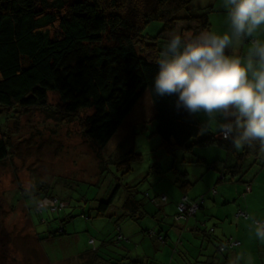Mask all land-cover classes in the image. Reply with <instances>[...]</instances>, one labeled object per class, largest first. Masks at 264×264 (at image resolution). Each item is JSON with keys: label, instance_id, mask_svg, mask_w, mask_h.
Here are the masks:
<instances>
[{"label": "rangeland", "instance_id": "374dc122", "mask_svg": "<svg viewBox=\"0 0 264 264\" xmlns=\"http://www.w3.org/2000/svg\"><path fill=\"white\" fill-rule=\"evenodd\" d=\"M207 5L216 8L209 14L210 31L222 34L228 28L223 0H194L192 11L202 12ZM188 25L177 24L175 32L182 33ZM163 27V21L152 20L143 29L147 43L155 42L159 54L168 40L164 35L160 37ZM242 46L251 47V43L234 44L233 54L245 57L247 52H241ZM48 104L49 109L18 105L0 107L2 129L10 141L9 156L0 162V264H84L94 249H98L104 258L115 257L117 264H131V257L138 256L159 264H211L212 258L208 257L210 248L215 251L214 245L206 239L204 247H199L203 239L186 230L190 219H199L207 226L206 236L217 234L215 231L219 232L224 226L235 230L240 225L238 222H247L244 215L238 214L240 209L244 212L247 209L239 207L237 202L245 200L247 182L250 181L252 187L255 178L261 174L259 172L264 170V152L259 162L251 158L246 161L248 170L242 175L233 179L228 176L218 182L221 175L211 166L216 159H226L227 150L223 144H195L192 150L169 149L156 133L154 106L148 92L102 151L84 131V117L89 111L78 115L65 113L56 92L49 93ZM196 116L202 125L207 121L203 113ZM219 134L213 124L201 135ZM200 157L206 162H198ZM125 159L129 162H121ZM184 172L193 183L186 190L176 183L177 178H185ZM263 177L262 173L260 178L264 180ZM115 188L119 191L110 210L106 215H98L97 203L106 200ZM237 188L242 193L241 200L238 197L221 207L224 196H234ZM128 191L136 193L144 203L149 212L147 216L139 220L122 217V205ZM39 192L57 194L67 202L59 212L44 210L43 219H50L49 223L39 222L40 216L35 210L30 214L32 201L27 202L23 196L33 193L38 196ZM162 195L168 200L162 201ZM214 197L219 199L217 203H214ZM43 201L44 205L48 204ZM196 201H200V205L194 214L176 219L181 202ZM211 205L221 210L225 224H216L217 221L211 219ZM255 205L260 208L264 202H255ZM232 206L235 209L231 225L230 219L225 217V209ZM258 210L259 214L247 211L251 228L248 227L246 239H255V263L250 262L247 252L239 264H264V240L255 236L252 224V219L264 221V207ZM60 226L66 231L62 235L57 231ZM117 229L121 230L124 240L117 241ZM48 231L57 233L51 234V239H45ZM38 235L43 236V240ZM159 235L165 236L167 242L161 241ZM223 239L239 240L232 236ZM244 248L251 251L245 244L241 249ZM216 253L224 261L225 254Z\"/></svg>", "mask_w": 264, "mask_h": 264}, {"label": "trees", "instance_id": "16d2710c", "mask_svg": "<svg viewBox=\"0 0 264 264\" xmlns=\"http://www.w3.org/2000/svg\"><path fill=\"white\" fill-rule=\"evenodd\" d=\"M193 2L0 0V107L13 108L18 105L49 109V93L56 92L65 113L78 115L89 111L84 117V131L102 151L148 92L154 106L156 133L169 149L182 147L192 150L195 144L221 142L227 150V157L212 162V166L221 174L220 181L228 176L233 179L242 175L248 170L247 160H261L262 152L258 148L245 147L237 151L229 140L219 139L217 135L202 136V122L196 114L177 108V95L161 97L153 91L154 77L158 71L156 60L160 54L155 42L147 43L143 29L150 21L160 20L164 22L160 37L164 35L167 39L177 30V24L182 23L189 24L181 30V34L185 32L183 35L210 31L209 14L216 10L215 6L207 5L202 12H196L192 11ZM250 43L251 40L242 42ZM9 150L10 141L0 119V162L9 156ZM99 156L103 157L100 153ZM100 161L103 163V159ZM197 161L205 162V159L200 157ZM183 176L185 178H177L176 183L186 190L192 183L186 178V172ZM118 191L119 188H115L106 200L97 203L98 215L107 214ZM23 196L27 202L32 201L29 212L31 214L35 210L40 216L39 222L49 223L50 219L45 220L42 216L45 209L56 213L67 206L65 199L57 194L39 192L38 196L37 193ZM54 197H59L66 205L56 211L38 209L41 201ZM167 200L166 196L162 201ZM122 211L123 218L132 220L149 214L144 203L132 191H128L124 199ZM178 214L179 208L176 219ZM57 231L60 235L66 232L62 226ZM57 231H48L45 239H51V234ZM116 234L117 241L125 239L121 230L117 229ZM159 236L161 241L167 242L165 236ZM38 237L43 240V236ZM226 241L219 240L217 251L226 253L241 245L239 240V245L230 248L225 245ZM91 242L95 244L94 239ZM99 253L98 249H94L85 258L84 264H117L115 257L104 258ZM130 260L131 263L135 262L132 264H156L148 259L131 257Z\"/></svg>", "mask_w": 264, "mask_h": 264}, {"label": "clouds", "instance_id": "9594fccd", "mask_svg": "<svg viewBox=\"0 0 264 264\" xmlns=\"http://www.w3.org/2000/svg\"><path fill=\"white\" fill-rule=\"evenodd\" d=\"M228 28L222 34L171 33L156 60L153 91L177 95V108L203 113L237 151L264 152V41L255 39L264 26V0H223ZM251 40L245 57L231 52ZM51 206V202H47ZM255 236L264 240V221L252 219Z\"/></svg>", "mask_w": 264, "mask_h": 264}, {"label": "crops", "instance_id": "0c3cea01", "mask_svg": "<svg viewBox=\"0 0 264 264\" xmlns=\"http://www.w3.org/2000/svg\"><path fill=\"white\" fill-rule=\"evenodd\" d=\"M263 27L264 26H262V30H259L256 34V37L258 39H260L261 41H264V28ZM249 49H250V46H248V47L242 46L241 52L244 53L246 51L248 53ZM233 51H234L233 48H231L232 53H233ZM216 137L221 139V133L219 135H217ZM205 162H206V159H205ZM211 168H213L214 170L219 172L216 168H214V166H211ZM259 173H261L260 176H257L255 178V182L252 185L250 191H248L247 195L245 196V200L244 199L242 201L238 200L239 202H237V205H239V207L244 208V209L246 208L249 213H251L250 211H252V213L259 214L258 209H262L264 207V205H262V206L260 205V208H259L255 205V202H262V203L264 202V180L260 178L262 173L264 174V170H262ZM220 179H221V177L218 179V182L220 181ZM220 183H222V182H220ZM192 185H193V183L190 184L189 186H187V188L192 186ZM209 185H211V184H209ZM217 192H218V190H217ZM236 192H237V194L232 196L233 198L230 196V194H227V196H224V198H223L224 200L221 201L222 204H220L221 207H224L225 205H227V202H230L231 200L236 201L238 199V197H240V200H241L242 196H240V195L242 193L239 191V188L236 189ZM213 201H214V203H217V201H219V199L217 197H214ZM211 207L213 208V210H211V212H212V214H211L212 218L211 219H214L215 221H217L216 224H219L220 222H223L225 224L226 220L225 221L222 220L223 215L221 213V210L217 206L211 205ZM223 209H225V208H223ZM234 209H235V206H232L229 209H225V214H226L225 217L230 219L229 221H230L231 225L233 223V216H232L233 213L232 212ZM247 219H248V220H246L247 222H238L240 225H238V227L235 228V230H232L230 228L226 229L224 226L221 230H219V232H218V230L215 231L217 234L214 233L211 236L207 235L208 237L206 236V234H204V232H206L205 227L207 228V226L202 225L201 221H199V219H196V218L193 220L190 219V221L188 222V226H187L186 230L193 233V235H195L197 238L201 237L203 239L201 244L199 245V247L200 246L204 247L206 239H208V242L210 244L213 243L215 251H213V249L211 250V248L209 247L211 252H210V256L208 257L210 259L212 258L211 264H214V263H216V264H220V263L221 264H223V263L224 264L225 263L226 264H239V262L243 261L242 256L246 257L247 252L250 254V256H249L250 262L255 263V257L254 256H255L256 252L253 250L254 245H255V239H252L250 241H248L246 239L247 238V236H246L247 232L249 231L248 227L251 228V221L249 220V218H247ZM251 232H252V230H251ZM227 236H232V237L238 238L241 241V245L237 246L235 249H233L229 252L223 253V254H225V259H223L224 261H221L222 259L220 257H217V253H216V252H218L217 251V244H218L219 240H222L223 237H227ZM212 240H215V241L212 242ZM244 244L247 245L251 251H249L245 248L241 249L244 246ZM132 258L145 260L146 257L138 256V257H132ZM131 261L132 260H130V262ZM263 262H264V259H263ZM132 263H135V262H132ZM156 264H159V263L157 262Z\"/></svg>", "mask_w": 264, "mask_h": 264}, {"label": "built area", "instance_id": "2783aa9c", "mask_svg": "<svg viewBox=\"0 0 264 264\" xmlns=\"http://www.w3.org/2000/svg\"><path fill=\"white\" fill-rule=\"evenodd\" d=\"M221 139L222 136H221ZM225 140V139H223ZM251 187L248 185L247 186V190L246 192L250 191ZM166 199V196H162V200H165ZM187 200V198H186ZM48 202H51V206H48V204L44 205L45 203H42L44 201H41L39 204H38V209L41 211L43 208H49L51 211H56V210H59L61 208H63L65 205H66V202L61 200L59 197H54L52 199H49V200H46ZM200 205V201H196L194 203H185V202H181L180 205H179V214L177 216V219L178 220H182L183 218H186L188 217L189 215H192L194 214L198 207ZM239 215H244V217L248 218L249 217V214L240 210ZM240 244V241L239 240H233V239H229L226 241L225 245L229 246L230 248H233L237 245ZM222 250L224 249V247L221 248Z\"/></svg>", "mask_w": 264, "mask_h": 264}]
</instances>
